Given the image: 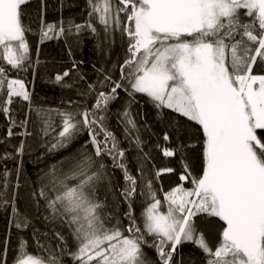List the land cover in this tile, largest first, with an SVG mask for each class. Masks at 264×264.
I'll return each instance as SVG.
<instances>
[{"label": "snow or ice", "instance_id": "1", "mask_svg": "<svg viewBox=\"0 0 264 264\" xmlns=\"http://www.w3.org/2000/svg\"><path fill=\"white\" fill-rule=\"evenodd\" d=\"M28 3L0 0V94L5 97L0 112L9 121L8 137L18 127L23 131L16 135L24 138L14 153L0 155L4 162L0 209L11 210L17 230L32 225L17 206L23 157L30 150L27 138L33 136L29 123L33 128L39 126L42 139L49 138L41 145L45 155L67 148L85 132L88 140L70 156L41 169L38 187L31 192L36 210L43 204L48 213L45 221L67 228L68 238L55 232L59 243L56 249H46V261L28 254L27 242L22 240L15 264H62L70 241L75 250L69 254L77 264H153L145 247L155 248L156 264H176L174 254L182 243L202 250L206 264H264V0H89L85 24L69 22L66 28L63 21L59 26L42 22L41 43L51 39L50 34L71 35L73 30H89L97 36L102 32L109 44L118 31L126 40L119 78L105 73L103 80L88 85L87 92L78 90L81 96L95 94L91 107L71 101L75 107L64 109L34 107L24 81L9 78L10 70L27 72L33 67L26 39L32 29L23 22ZM116 69L114 64L112 70ZM66 77H70L68 70L56 73L53 82L74 88L75 83ZM118 89L129 97L124 111L116 115L124 125L125 137L140 153L139 184L129 171L126 150L107 127L109 105L118 98ZM137 94L145 95L157 109H170L186 118L190 123L185 131L200 146V175H193L186 160L196 144L179 142V126L174 128L175 146L161 149L165 157L179 156L180 180L191 185H179L166 193L165 211L160 210L162 201L153 179L174 169L157 170L151 178L145 174L150 156L143 151L140 125L131 113ZM13 97L28 102L23 120L10 114ZM163 139L169 142V135L165 133ZM7 161L18 164L9 169ZM108 161L124 179L120 199L111 203L107 194L113 192V179ZM138 196L149 201L141 214L142 227L133 207ZM120 203L127 206L122 214ZM200 214L222 222L215 245L199 229ZM37 245L45 248L39 240ZM0 264H6L4 256Z\"/></svg>", "mask_w": 264, "mask_h": 264}, {"label": "trees", "instance_id": "2", "mask_svg": "<svg viewBox=\"0 0 264 264\" xmlns=\"http://www.w3.org/2000/svg\"><path fill=\"white\" fill-rule=\"evenodd\" d=\"M25 16L23 22L30 26L32 31L26 34V39L30 47V56L33 67L27 72H19L16 70L9 71V78L22 79L25 87L31 93L32 103L34 107H42L45 109H64L75 107L71 101L86 103L91 107L95 103V94L89 96H81L80 92H87L89 84H97L99 80H103L105 73H110L113 79L119 78L118 67L123 63L126 57V40L121 39L120 33L114 34V43L109 44L101 32L100 36L93 34L89 30H82L76 33L73 30L71 35L67 33L57 37L54 34L51 39L40 42V26L44 24L60 25L63 21L67 28L69 22L72 24H85L89 21V0H29L24 6ZM92 23L99 29L101 26L93 18ZM103 41V42H102ZM71 50V54H69ZM2 55V53H0ZM73 61L76 62V68L73 69ZM6 65V61H2ZM117 65L115 71L112 70L113 65ZM7 66V65H6ZM9 69L11 66H7ZM103 69V72L100 70ZM70 71V77L65 80L74 82L72 89L62 88L59 84L54 83L56 73ZM255 72V68H254ZM81 77H83L81 79ZM99 90V89H98ZM105 92L108 88L103 89ZM119 96L109 105L107 127L117 137L119 147L125 149V158L128 163L129 171L137 176L138 184L140 177V153L135 143L125 137L124 125L117 117V113H122L127 105L129 97L122 89L117 90ZM5 97L0 94V101ZM136 103L131 106V113L135 116L140 125V136L144 142L143 151L148 153L150 161L145 167V174L150 178L154 176L155 171L172 168V172H162L161 175L153 179V187L157 190V197L161 199V211L166 210V203L163 197L173 188L183 185L185 188L191 185L187 181H181L180 175L183 172L179 156L165 157L162 153L163 147H174L177 142V134L174 128L179 126L181 134L179 136L180 143H194L196 147L187 152L186 160L191 166L193 175L202 174V159L199 151V144L194 138H190L185 131L187 123L186 118L170 109H157L150 100L143 94L136 95ZM10 114L15 115L17 121L25 119L28 114V102L23 101L19 97H13V103L10 105ZM58 124V118H56ZM9 121L3 112H0V155L5 152H15V146H18L23 137L16 133L23 129L14 127L12 131L14 135L8 137ZM28 130L33 132V136L27 138L30 150L23 157L22 171L20 175L21 187L18 192L17 206L21 212L26 213L32 221V225L23 231L17 230L12 223L11 210L0 209V256H4L6 264H15L16 257L21 241H26V251L35 258L47 260L48 252L46 249H56L59 243L55 236L56 231H60L65 238H68L67 228H61L57 223L45 221L44 216L48 215L43 204L39 211L36 210L34 202L31 198L33 188L38 187V177L41 169L46 166L55 164L57 161L70 156L88 140V134L83 133L77 140L73 141L67 148L60 149L45 155L44 144L48 137L41 138L39 126L33 128L31 122ZM57 131L59 128L57 127ZM169 135V142H165L164 134ZM56 133H52L55 135ZM159 145L160 147H157ZM89 150L91 145L88 146ZM43 156L42 161H38L37 157ZM7 167L13 169L17 166L16 161H7ZM113 179V192L108 193V199L111 203L113 200H119V192L124 187L123 173L118 168H111ZM4 162H0V172L3 171ZM11 179V178H10ZM15 181L13 180V183ZM148 200L146 197L138 196L133 204L137 223H143L142 212L147 207ZM127 210L124 203H120L118 212L122 214ZM124 225H127V219L120 216ZM200 231L209 239L212 245L218 242L220 224L218 218L206 217L200 214L198 217ZM38 230V231H37ZM36 235L33 236V233ZM46 234V235H45ZM151 240V238H148ZM37 240L45 248L41 249L37 245ZM5 242H7V252L4 255ZM74 244L70 241L68 248L64 250L61 256L62 264H77L73 257L69 254L74 251ZM147 257L156 264L155 248H144ZM206 256L197 246L191 243H182L177 246L174 254L176 264H206Z\"/></svg>", "mask_w": 264, "mask_h": 264}]
</instances>
